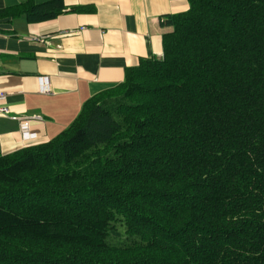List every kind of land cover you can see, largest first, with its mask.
Masks as SVG:
<instances>
[{"label": "trees", "instance_id": "obj_1", "mask_svg": "<svg viewBox=\"0 0 264 264\" xmlns=\"http://www.w3.org/2000/svg\"><path fill=\"white\" fill-rule=\"evenodd\" d=\"M187 2L161 58L0 155V264H264V0Z\"/></svg>", "mask_w": 264, "mask_h": 264}, {"label": "crops", "instance_id": "obj_2", "mask_svg": "<svg viewBox=\"0 0 264 264\" xmlns=\"http://www.w3.org/2000/svg\"><path fill=\"white\" fill-rule=\"evenodd\" d=\"M27 0H0V11ZM51 0H32L34 5ZM54 19L0 16V155L48 142L83 103L121 83L126 68L161 58L167 17L187 0H60ZM43 89L47 91H43ZM29 118V140L20 120Z\"/></svg>", "mask_w": 264, "mask_h": 264}, {"label": "built area", "instance_id": "obj_3", "mask_svg": "<svg viewBox=\"0 0 264 264\" xmlns=\"http://www.w3.org/2000/svg\"><path fill=\"white\" fill-rule=\"evenodd\" d=\"M43 91H47L46 89ZM8 110L6 108H0V114L4 115L7 114ZM29 118H24L20 120V133L21 136L24 137L25 139L29 140L33 137V134L29 133V128H28V123H29Z\"/></svg>", "mask_w": 264, "mask_h": 264}]
</instances>
